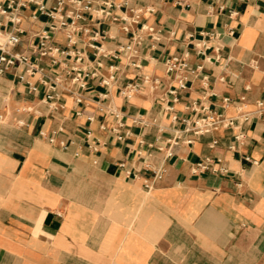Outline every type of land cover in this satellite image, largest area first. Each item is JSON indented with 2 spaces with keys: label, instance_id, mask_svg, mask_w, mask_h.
Here are the masks:
<instances>
[{
  "label": "crops",
  "instance_id": "crops-1",
  "mask_svg": "<svg viewBox=\"0 0 264 264\" xmlns=\"http://www.w3.org/2000/svg\"><path fill=\"white\" fill-rule=\"evenodd\" d=\"M177 1L115 0L112 16L79 21L89 31L78 30L75 44L54 32L61 62L40 58L42 70L24 80L22 66L0 74V264H264V0ZM35 7L23 11L13 48L33 58L30 46L49 24L33 17ZM137 7L144 11L132 22ZM12 30L0 26V39ZM134 34L143 38L140 66L120 51ZM77 51L89 73L84 89L69 73ZM185 51L195 71L173 95L178 82L165 63ZM54 76L63 81L48 101ZM129 83L139 87L126 97ZM195 102L247 114L243 142L220 128L167 157L183 127L174 116H193ZM207 156L229 172L194 173ZM158 168L163 178L147 189Z\"/></svg>",
  "mask_w": 264,
  "mask_h": 264
},
{
  "label": "built area",
  "instance_id": "built-area-1",
  "mask_svg": "<svg viewBox=\"0 0 264 264\" xmlns=\"http://www.w3.org/2000/svg\"><path fill=\"white\" fill-rule=\"evenodd\" d=\"M178 3H182V0H178ZM127 4V2H125ZM186 3V2H185ZM31 5L36 6L34 10L33 17H38L39 15H45L48 18V27L42 30L38 35V40L36 43L31 44L30 48L32 54L36 55L37 58L27 54L23 51H13V48L21 43V33L23 32L20 24L23 20V11L30 7ZM116 6L115 0H55L52 5H48L45 0H5L0 2V26H5L11 24L13 26L12 31L2 33V38L0 39V74L4 73L6 70L16 66H22L23 72L18 74L21 80H24L27 75H33L42 70L39 65L38 59L43 57H50L51 61L56 64L61 62V57H64L66 51L60 48L54 41L53 35L56 30L64 29L67 34L68 42L70 44L76 43V32L78 30L89 31L87 28H81L79 26V21L84 19L86 15L90 12L96 11L97 15L100 17L112 16V10ZM132 22H137L144 8L137 7L132 8ZM117 18V17H115ZM125 21H128L127 17H123ZM125 29H129V25L125 26ZM141 30H148L154 32V27L143 24ZM215 36L218 33H214ZM154 38H158L157 35H152ZM141 34H134L132 41L125 44L121 48L128 61L135 65L140 66L139 61L135 60L138 48L137 46L142 42ZM199 52L205 54L207 49L206 44L198 43ZM99 51H103L99 49ZM116 57L118 55H115ZM190 52L185 51L180 55H174L166 60V70L168 73H173L175 79L178 82V87L171 89V93L175 95L178 89H183L187 87V75L185 71L190 70L192 72L195 69H191L189 66ZM83 53L77 51L75 64L70 68V75L72 76V84L76 85L79 89H84L87 84V76L89 73L80 64L83 62ZM110 78H114L112 74ZM149 76L144 77V81H150ZM63 81L61 76H54L50 78L46 83H48L49 91L46 94V100L52 101L59 96L58 85ZM108 83V80H104ZM154 83L157 80L154 79ZM33 90H37V87L31 85ZM138 83H129L121 90L123 95L126 97H131L133 92L138 89ZM82 96L78 93L76 100L77 102H82ZM229 101V98H226ZM262 102H260V105ZM54 108L57 106L54 105ZM194 115L190 117L178 118L174 116L175 121H180L183 127L178 129L173 137L171 146L167 151L166 156L170 157L173 155V147L180 144L181 141L187 144L194 142L197 136L219 130L220 128H232L235 129L234 139L236 142H243L245 139V131L241 128L240 121L243 122L248 119L247 114H242V116L232 117L228 116L223 112H220L208 104H199L195 102L193 104ZM115 116L118 118L119 113L115 112ZM122 126V122L118 119V126L113 128L117 131V128ZM121 139L123 136L118 134ZM54 141L52 137L50 139ZM218 140L215 139L212 142V146L216 145ZM234 147L233 145L231 146ZM247 160H251L249 155L246 156ZM256 163V160H252ZM210 171L217 174H226L229 172V168L223 164L221 158H212L210 156L204 157L197 161L193 166V172H206ZM165 169L158 168L154 170V177L151 180L146 181L145 186L147 189H151L155 183L161 180L164 176Z\"/></svg>",
  "mask_w": 264,
  "mask_h": 264
}]
</instances>
